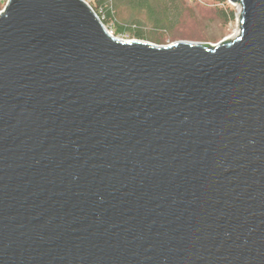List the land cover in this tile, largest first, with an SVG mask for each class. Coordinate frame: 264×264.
<instances>
[{"label":"water","instance_id":"obj_1","mask_svg":"<svg viewBox=\"0 0 264 264\" xmlns=\"http://www.w3.org/2000/svg\"><path fill=\"white\" fill-rule=\"evenodd\" d=\"M218 45L113 36L83 0L0 15V264H264V0Z\"/></svg>","mask_w":264,"mask_h":264},{"label":"trees","instance_id":"obj_2","mask_svg":"<svg viewBox=\"0 0 264 264\" xmlns=\"http://www.w3.org/2000/svg\"><path fill=\"white\" fill-rule=\"evenodd\" d=\"M88 5L113 36L156 45L169 44L166 34L179 25L185 9L184 0H91ZM123 8L130 12L127 19L118 17Z\"/></svg>","mask_w":264,"mask_h":264},{"label":"rangeland","instance_id":"obj_3","mask_svg":"<svg viewBox=\"0 0 264 264\" xmlns=\"http://www.w3.org/2000/svg\"><path fill=\"white\" fill-rule=\"evenodd\" d=\"M8 0H0V9ZM87 4L91 0H83ZM184 17L179 25L166 34L170 43L183 41L211 46L231 39L238 29L239 4L229 0H184ZM130 12L123 8L119 19L129 18ZM145 22L144 15L140 16ZM110 33L111 30L106 27Z\"/></svg>","mask_w":264,"mask_h":264},{"label":"built area","instance_id":"obj_4","mask_svg":"<svg viewBox=\"0 0 264 264\" xmlns=\"http://www.w3.org/2000/svg\"><path fill=\"white\" fill-rule=\"evenodd\" d=\"M7 3H8V1L6 2L5 7H6ZM5 7H4V8H5ZM4 8H3V9H0V15H1V13L3 12ZM104 27H105V26H104ZM105 28H106V27H105ZM110 33H111V32H110Z\"/></svg>","mask_w":264,"mask_h":264}]
</instances>
